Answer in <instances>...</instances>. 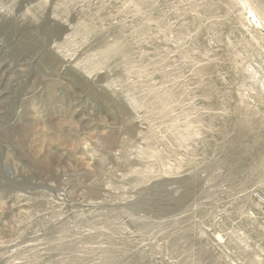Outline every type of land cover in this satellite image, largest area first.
<instances>
[{"label":"rangeland","instance_id":"rangeland-1","mask_svg":"<svg viewBox=\"0 0 264 264\" xmlns=\"http://www.w3.org/2000/svg\"><path fill=\"white\" fill-rule=\"evenodd\" d=\"M0 264H264V0H0Z\"/></svg>","mask_w":264,"mask_h":264}]
</instances>
